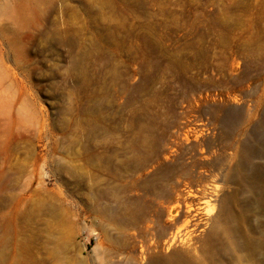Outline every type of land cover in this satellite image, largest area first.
<instances>
[{
  "label": "rangeland",
  "instance_id": "rangeland-1",
  "mask_svg": "<svg viewBox=\"0 0 264 264\" xmlns=\"http://www.w3.org/2000/svg\"><path fill=\"white\" fill-rule=\"evenodd\" d=\"M259 176L264 0H0V264H166L192 191L264 239Z\"/></svg>",
  "mask_w": 264,
  "mask_h": 264
},
{
  "label": "bare ground",
  "instance_id": "bare-ground-1",
  "mask_svg": "<svg viewBox=\"0 0 264 264\" xmlns=\"http://www.w3.org/2000/svg\"><path fill=\"white\" fill-rule=\"evenodd\" d=\"M242 151H243V149H242ZM244 154H243V156H244ZM233 156L234 155L232 154V157ZM238 157H242V155L238 156ZM211 162H209V163H211ZM209 163H207V165H209ZM222 163H221V165H222ZM182 164L184 165V163H182ZM182 164L180 166H182ZM191 164H193V163H191ZM213 164H216V163H213ZM218 164H220V162H218ZM205 165H206V163H205ZM195 166H196V164L193 166V168L192 167H189V168H192V170H193ZM232 167L233 166H231V168ZM214 168L218 169L216 167H214ZM234 168H236V167H234ZM226 171H227V169L225 170V172ZM229 171H231V170H229ZM233 171H234V169H233ZM175 172H176L175 169H171L170 180H169V181H171L172 179H175V181H176L174 183L172 180L171 182H173V183L169 184L171 186V189L173 188V190H175V188L178 186L179 182L186 181L189 178H191V173H190L188 167L186 166V163H185V166H182L179 169L178 173H175ZM194 172H195V170H194ZM203 172H204V170H203ZM231 172H230V175L233 174V172L232 173ZM236 172H237V170H236ZM215 173H216V171L214 172V174ZM205 174H207L206 171L203 175H205ZM207 175H209V174H207ZM224 175H226V173ZM242 175L246 176V174H242ZM212 177H214V176H212ZM231 177H232V175H231ZM222 178H223V175H222ZM242 178H244V177L242 176ZM230 179H232V178H230ZM230 179L227 177L225 180L229 181ZM220 180H222V179L220 178ZM220 180H218V181H220ZM232 180H234V179H232ZM232 180H231V182L235 181V180L234 181H232ZM223 182H224V180H223ZM255 182H256V184H258L257 185L258 188L255 192L256 203L260 207H262L264 200H262V198H263V196H262L263 191L262 190L263 189L261 188L262 187L261 182H263V179L259 176L258 180H255ZM195 183H196V181H195ZM195 183H193V184H195ZM202 184L204 185V183H202ZM192 186L193 185H191L190 187H192ZM198 186H200V184L197 185V188H198ZM212 187H213V185H212ZM222 188H223V186H222ZM227 188H229V187H227ZM263 188H264V184H263ZM157 189L158 188H155L156 191H157ZM191 189H189V190H191ZM204 189H206V188H204ZM159 190L160 191L157 193V195L159 196V198H162V195H163V192L165 191V189L163 191V188H159ZM217 190H218V186H214L212 189V192L214 193ZM227 190H224V191L228 192ZM235 193H233V194H235ZM222 195H221V197H222L221 198L220 196H215V195H212L210 193H206L205 191H202V192L201 191L200 192L199 191H197V192L192 191V193L189 194V196L187 198H184V199L182 198L183 201L178 199L176 202H174L175 206H172L173 200H171V199L169 200L168 203L172 202L169 220H168L167 226H165V229H163L161 232L159 231L160 232L159 234L163 238L162 239L163 245L166 246V248L168 250H172L171 251L172 255H169L170 256V262H172L171 260L173 259L174 260L173 262L177 263V264H258V263H256V259L258 258L261 261L260 264H262V260H264V239H263L262 235H260L257 238L256 237L254 238L252 236L251 230L249 228L245 227L246 221L244 219V216H242L243 214L242 213H241L242 215H240V214L237 215L238 213L234 214L235 213L233 211L234 209H232V206L229 203L231 201V199L234 200V198L230 199L229 197L225 196V194L223 195L224 197ZM260 196H262V198H260ZM160 201L161 200H159V202ZM159 202H158V206H160ZM244 202L246 204H249V203L252 204L251 197L247 196ZM211 206H212V208H210ZM209 208H210V210H208ZM204 215L206 217H204ZM148 222L150 224L146 227V229L144 231H146V233H148L150 236V237H147V238H150V239H148V241L149 240H150V242L152 241L153 244L155 245V247H157L156 250H158V246H159L158 238L156 240V234H157L158 228H159L158 216H153L152 218H149ZM140 243H141V241H140ZM160 243H161V240H160ZM145 246H146V244H145ZM140 247L142 248V246H140ZM178 247H180V248H178ZM162 248H163V246H162ZM146 249H148V248H146ZM146 249L144 248V250H146ZM141 250H140V252L142 253V251H144V250H142V251ZM154 250H155V248H154ZM156 253H158V252L155 251V254ZM144 254L146 255V253H144ZM157 258H159V257H157ZM167 260H169V259H167ZM165 262H166V264L170 263L168 261H165Z\"/></svg>",
  "mask_w": 264,
  "mask_h": 264
}]
</instances>
